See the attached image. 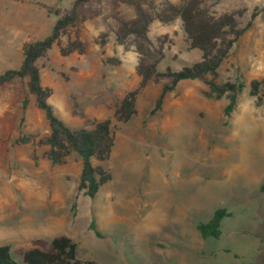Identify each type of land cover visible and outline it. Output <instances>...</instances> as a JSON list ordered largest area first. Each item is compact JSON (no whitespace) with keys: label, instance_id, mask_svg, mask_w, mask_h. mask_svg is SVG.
I'll list each match as a JSON object with an SVG mask.
<instances>
[{"label":"rangeland","instance_id":"obj_1","mask_svg":"<svg viewBox=\"0 0 264 264\" xmlns=\"http://www.w3.org/2000/svg\"><path fill=\"white\" fill-rule=\"evenodd\" d=\"M74 1L0 0V74L18 68L24 44L48 35L57 11ZM202 1L215 17L235 13L240 27L250 24L218 69V83L245 82L230 115L228 96L208 97L200 80L181 81L152 114L170 81L140 87L139 61L180 70L200 52L189 47L179 20L154 21L147 43H118V19L129 21L135 11L112 0H91L84 10L99 14L68 29L37 62L48 102L67 126L111 122L115 145L102 163L111 179L93 198L78 190L76 154L53 164L38 144L50 130L27 79L0 87V246L14 260L23 264L27 251H50L53 238L66 236L84 262L264 264V84L257 98L250 94L251 81L264 83V0ZM69 41L82 52L62 55ZM136 89V114L120 122L116 107ZM218 208L229 213L222 234L203 238L196 224Z\"/></svg>","mask_w":264,"mask_h":264},{"label":"trees","instance_id":"obj_2","mask_svg":"<svg viewBox=\"0 0 264 264\" xmlns=\"http://www.w3.org/2000/svg\"><path fill=\"white\" fill-rule=\"evenodd\" d=\"M91 0H75L71 9L64 14L56 13L57 19L48 35L28 42L22 48V60L18 68L7 69L0 74V87L17 79H27V92L35 97L37 107L43 111L50 133L38 140L39 145L47 146L46 157L57 165L64 164L71 154H76L81 162L78 190L85 196L93 198L102 185L111 179V174L102 163L107 161L115 145V138L109 119L93 122L92 128L73 129L67 126L56 114L48 102L50 90L42 85L40 68L37 62L46 57L59 38L70 28L97 16V11H85L84 8ZM114 6L125 4L133 7L135 17L129 21L119 20L116 31V41L124 44L128 38H134L139 43L149 41L150 25L154 21L170 24L179 20L186 35L189 47L197 49L201 58L180 70L166 67L159 71L156 63L145 64L139 61L136 66L140 77V87L149 81L159 82L167 79L169 85L163 86L151 113L154 114L162 107L165 96L184 80H200L209 88L208 97L220 99L227 95L229 103L224 109L230 115L237 104V98L245 87V82L238 79L218 83V69L227 58L231 48L243 35L250 24L240 27L235 13H224L215 17L203 4L202 0H112ZM257 12L252 13L256 17ZM81 43L69 41L65 47H60L62 55L66 56L76 51L82 52ZM260 80L250 82V94L258 97L263 86ZM139 89L129 91L116 107L115 116L120 122L127 123L136 114V99ZM29 100L24 99L22 106L26 108ZM29 141L26 139L25 141ZM97 162V164H95ZM260 190L264 192V185ZM229 213L224 208H218L207 221L196 224L203 238H219L222 234L221 223ZM91 229L97 236L100 234L94 223ZM51 250L41 251L32 249L23 256V264H99L93 261H82L78 258L77 244L66 236L53 238L50 241ZM0 264H21L13 259L10 247L0 246Z\"/></svg>","mask_w":264,"mask_h":264}]
</instances>
